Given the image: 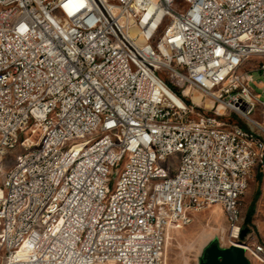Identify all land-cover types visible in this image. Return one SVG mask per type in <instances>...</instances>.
Here are the masks:
<instances>
[{
    "label": "built area",
    "instance_id": "built-area-1",
    "mask_svg": "<svg viewBox=\"0 0 264 264\" xmlns=\"http://www.w3.org/2000/svg\"><path fill=\"white\" fill-rule=\"evenodd\" d=\"M175 1L0 0V264H163L213 205L264 264V0Z\"/></svg>",
    "mask_w": 264,
    "mask_h": 264
},
{
    "label": "rangeland",
    "instance_id": "rangeland-1",
    "mask_svg": "<svg viewBox=\"0 0 264 264\" xmlns=\"http://www.w3.org/2000/svg\"><path fill=\"white\" fill-rule=\"evenodd\" d=\"M184 0H176L174 8L176 10L186 9ZM264 59H254L256 64ZM252 67L248 65L247 68ZM256 92L264 93L260 87L264 81V76L260 71L252 72ZM19 154V148L13 149L5 157L3 167L10 169ZM177 156L169 158V164L174 166ZM241 208L243 215V226L247 228V233L253 237L257 243L264 245V167H259L253 172L248 188L241 197ZM250 215V221L246 224L245 219ZM215 240L221 247H228V223L225 212L219 205H213L193 212L191 221L187 224H177L169 230L165 249L163 264H198L203 249L211 241ZM250 264H257L250 260Z\"/></svg>",
    "mask_w": 264,
    "mask_h": 264
},
{
    "label": "water",
    "instance_id": "water-1",
    "mask_svg": "<svg viewBox=\"0 0 264 264\" xmlns=\"http://www.w3.org/2000/svg\"><path fill=\"white\" fill-rule=\"evenodd\" d=\"M246 232L247 228L242 229L240 237ZM198 264H250V261L245 257L243 249L232 245L221 247L213 240L203 249Z\"/></svg>",
    "mask_w": 264,
    "mask_h": 264
},
{
    "label": "bare ground",
    "instance_id": "bare-ground-1",
    "mask_svg": "<svg viewBox=\"0 0 264 264\" xmlns=\"http://www.w3.org/2000/svg\"><path fill=\"white\" fill-rule=\"evenodd\" d=\"M195 100H196V98H195ZM2 196V190H1V188H0V197ZM231 246V245H230ZM232 246H235V247H237V248H241L242 249V247L241 246H239L238 244H233ZM244 255H245V253H244ZM246 257V256H245Z\"/></svg>",
    "mask_w": 264,
    "mask_h": 264
},
{
    "label": "trees",
    "instance_id": "trees-1",
    "mask_svg": "<svg viewBox=\"0 0 264 264\" xmlns=\"http://www.w3.org/2000/svg\"><path fill=\"white\" fill-rule=\"evenodd\" d=\"M250 221V215H248L245 219V223L247 224Z\"/></svg>",
    "mask_w": 264,
    "mask_h": 264
}]
</instances>
